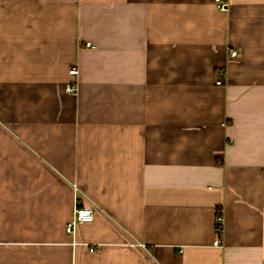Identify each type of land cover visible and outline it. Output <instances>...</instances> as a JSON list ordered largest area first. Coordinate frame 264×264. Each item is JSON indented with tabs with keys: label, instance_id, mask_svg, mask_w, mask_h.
<instances>
[{
	"label": "crops",
	"instance_id": "obj_1",
	"mask_svg": "<svg viewBox=\"0 0 264 264\" xmlns=\"http://www.w3.org/2000/svg\"><path fill=\"white\" fill-rule=\"evenodd\" d=\"M227 1L0 0V264H264V0Z\"/></svg>",
	"mask_w": 264,
	"mask_h": 264
},
{
	"label": "built area",
	"instance_id": "obj_2",
	"mask_svg": "<svg viewBox=\"0 0 264 264\" xmlns=\"http://www.w3.org/2000/svg\"><path fill=\"white\" fill-rule=\"evenodd\" d=\"M215 4H216L217 10H219L220 12H228L229 11L230 4L227 0H215ZM85 46L88 48L93 47L91 42H87ZM238 56H239L238 51H236L234 49L230 50V57L231 58H236ZM219 73L222 75L224 72H223V70H219ZM77 74H78L77 68H73L70 71V75H72V76H77ZM216 84L221 86L223 84V81L221 79H219L216 81ZM66 91L69 94L77 95L79 92V85L77 84V82H75L73 84H68L66 86ZM73 190L76 194L74 215H73L72 221L67 225V228H66L67 233H69L71 235H75L76 230H77L79 225L93 223L95 221L96 213L98 210L95 205L86 206V205L80 204L78 197L81 194V190H80L78 184H73ZM220 225H223V218L220 215H218V217H217V231H218V233H220V231H221ZM221 245H222L221 238H218L214 242V246H221ZM90 251L94 252L95 250H94V248H91Z\"/></svg>",
	"mask_w": 264,
	"mask_h": 264
},
{
	"label": "trees",
	"instance_id": "obj_3",
	"mask_svg": "<svg viewBox=\"0 0 264 264\" xmlns=\"http://www.w3.org/2000/svg\"><path fill=\"white\" fill-rule=\"evenodd\" d=\"M219 214H220V213H219ZM219 214H218V215H219ZM220 216H221V215H220ZM221 217H222V216H221ZM220 226H221V230H222V226H223V225H220Z\"/></svg>",
	"mask_w": 264,
	"mask_h": 264
},
{
	"label": "rangeland",
	"instance_id": "obj_4",
	"mask_svg": "<svg viewBox=\"0 0 264 264\" xmlns=\"http://www.w3.org/2000/svg\"><path fill=\"white\" fill-rule=\"evenodd\" d=\"M239 56H240V55H239ZM239 56H238V57H239ZM236 58H237V57H236Z\"/></svg>",
	"mask_w": 264,
	"mask_h": 264
}]
</instances>
